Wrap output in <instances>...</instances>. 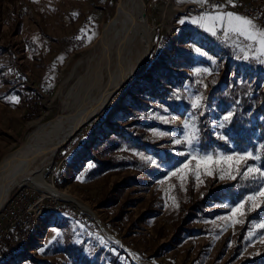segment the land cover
Segmentation results:
<instances>
[{"label": "rangeland", "instance_id": "374dc122", "mask_svg": "<svg viewBox=\"0 0 264 264\" xmlns=\"http://www.w3.org/2000/svg\"><path fill=\"white\" fill-rule=\"evenodd\" d=\"M240 1L144 0L154 36L142 69L43 171L102 225L72 201L17 187L0 212V264L264 260V106H236L245 92L264 98V31ZM114 11L115 0H0V164L60 114L66 76ZM228 83L242 86L219 108L211 85ZM164 91L187 107L171 108ZM100 142L112 157L101 167Z\"/></svg>", "mask_w": 264, "mask_h": 264}, {"label": "bare ground", "instance_id": "6f19581e", "mask_svg": "<svg viewBox=\"0 0 264 264\" xmlns=\"http://www.w3.org/2000/svg\"><path fill=\"white\" fill-rule=\"evenodd\" d=\"M153 36L154 29L148 21L144 0H115V11L102 25L98 40L83 58L73 64L70 74L64 78L66 83L74 77V83L59 93L60 114L37 125L18 149L3 157L0 164V212L15 188L31 186L43 189L52 197L78 204L102 225L87 206L47 184L43 171L52 163L59 148L78 129L98 116L122 85L142 69Z\"/></svg>", "mask_w": 264, "mask_h": 264}, {"label": "trees", "instance_id": "16d2710c", "mask_svg": "<svg viewBox=\"0 0 264 264\" xmlns=\"http://www.w3.org/2000/svg\"><path fill=\"white\" fill-rule=\"evenodd\" d=\"M226 82V80L222 79V83ZM230 84L228 83L226 86H221V84H212L211 87V92L213 93L214 96L218 97V107L220 108L222 105H225V103L229 102V99L231 98V100L235 103L236 102V97H234L233 93L236 90L241 89L240 87L242 86V84H237V83H232V86H229ZM161 98L160 100L162 101V99L164 98V101H166V103H168V105H170L171 108H174L175 110L178 109V107L183 106L184 108L187 107V102H185L184 100H181L182 102H179L176 97L173 96L172 91H164V93H160ZM221 104V106H220ZM237 107H243V111H242V115H246V111L249 109H254V111H258L260 108L261 111H263V106H264V98L260 97V94L255 93L254 90H252L251 94L249 95V93L245 92V94L243 93L242 96L240 97V103H236ZM237 114H234L233 117L230 120L229 123V128L232 129L233 134L235 136V142L237 144L243 145L245 144L244 138L242 133L244 132V130L241 128V125L238 123L237 121ZM204 121L202 120V125L203 126ZM259 127H262V129H264V125H260ZM201 135L202 138L207 137L205 134V130L202 129L201 131ZM128 140H132L130 138H128ZM103 142V141H101ZM99 143L98 144V148H96L97 153L92 154V161L95 162L97 165H99L100 167L102 165H105L106 163L110 162L112 160V157H106V155H100V152H104V144L103 143ZM133 145L136 144V141L132 142ZM206 148H210L209 144L205 146ZM63 176V174H62ZM38 264H62V263H57V262H50V261H42L39 262ZM254 264H264V260H258L256 261Z\"/></svg>", "mask_w": 264, "mask_h": 264}, {"label": "built area", "instance_id": "2783aa9c", "mask_svg": "<svg viewBox=\"0 0 264 264\" xmlns=\"http://www.w3.org/2000/svg\"><path fill=\"white\" fill-rule=\"evenodd\" d=\"M236 6L235 10L245 18L254 20L259 28L264 31V0H244Z\"/></svg>", "mask_w": 264, "mask_h": 264}]
</instances>
